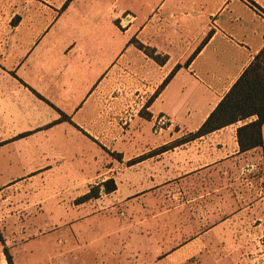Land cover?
<instances>
[{
  "label": "crops",
  "instance_id": "1",
  "mask_svg": "<svg viewBox=\"0 0 264 264\" xmlns=\"http://www.w3.org/2000/svg\"><path fill=\"white\" fill-rule=\"evenodd\" d=\"M263 44L264 0H0V188L12 203L0 222L15 223L5 180L41 168L98 179L79 203L195 178L203 198L173 200L171 214L107 218L118 229L91 247V264H264L262 154L239 150L242 122L168 150L180 134L155 135L151 150L147 134L149 123L195 131ZM261 135L264 145V122Z\"/></svg>",
  "mask_w": 264,
  "mask_h": 264
},
{
  "label": "rangeland",
  "instance_id": "2",
  "mask_svg": "<svg viewBox=\"0 0 264 264\" xmlns=\"http://www.w3.org/2000/svg\"><path fill=\"white\" fill-rule=\"evenodd\" d=\"M172 133L180 134V138L188 134L183 130L177 133L174 127L155 134L149 123V150L152 137ZM172 142L163 146H169ZM44 170L45 168H41L27 175H10L5 180L15 183V223L7 220L11 216V201L6 198L1 200V195L7 193L8 189L3 191L0 188V207L7 217L0 222L4 233L3 237L2 233L0 234V242L5 243L10 255L15 247V264H91V247L95 244H105V247H108L107 243L114 237L112 232L118 229L117 220L109 221L107 218L119 217L123 220L130 217L129 221H133L136 216L171 214L170 206L173 200L203 198L202 190L189 189L197 183L195 178L182 177L183 189L179 192L177 187L171 185V180L169 185H164L167 189L156 185L154 181L149 183L148 189L108 194L99 192L96 197L79 203L82 195L95 194L92 186L98 179L81 182L76 178L72 179L73 183H69L70 181L60 180V176L44 173ZM119 177L122 178L123 175ZM134 178L138 180L139 175L136 174ZM200 180L202 176L197 181ZM76 182L83 185L80 186ZM46 183H52L53 190H43ZM157 201L162 204L156 203ZM183 209L193 210L191 207ZM119 225L122 226L123 222ZM127 225L137 226L138 223L130 222Z\"/></svg>",
  "mask_w": 264,
  "mask_h": 264
},
{
  "label": "trees",
  "instance_id": "3",
  "mask_svg": "<svg viewBox=\"0 0 264 264\" xmlns=\"http://www.w3.org/2000/svg\"><path fill=\"white\" fill-rule=\"evenodd\" d=\"M136 44L158 63H163L166 59L165 56L154 54L151 48L145 47L141 43ZM178 67L179 65H176L172 69L162 85L168 81ZM237 121L242 122L236 129L239 150L245 151L260 147L262 154L261 172L264 179V145L261 135V126L264 122V44L203 123L195 131L174 140L172 144L163 146L162 149L166 150L188 142ZM110 182L113 187L112 180ZM3 252L7 264H13L6 247L3 248Z\"/></svg>",
  "mask_w": 264,
  "mask_h": 264
}]
</instances>
